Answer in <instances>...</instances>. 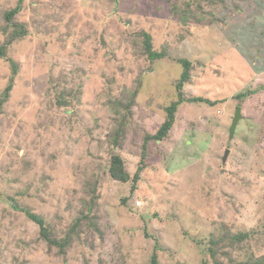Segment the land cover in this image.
<instances>
[{
    "label": "rangeland",
    "instance_id": "obj_1",
    "mask_svg": "<svg viewBox=\"0 0 264 264\" xmlns=\"http://www.w3.org/2000/svg\"><path fill=\"white\" fill-rule=\"evenodd\" d=\"M19 1L0 0V47ZM188 4L200 18L184 24L174 7ZM22 5L14 21L26 34L0 56V98L11 87L0 111V264L263 261L264 0ZM142 32L164 58H148ZM180 59L191 64L182 94ZM131 94L118 147L115 105ZM175 103L166 137L145 141ZM114 155L129 182L111 177ZM20 208L71 245L51 247Z\"/></svg>",
    "mask_w": 264,
    "mask_h": 264
},
{
    "label": "trees",
    "instance_id": "obj_2",
    "mask_svg": "<svg viewBox=\"0 0 264 264\" xmlns=\"http://www.w3.org/2000/svg\"><path fill=\"white\" fill-rule=\"evenodd\" d=\"M23 1L24 0H20L17 7H15L14 9L5 13L6 20L9 24L8 26H13L14 30L10 34V36L8 37L7 41L0 47V56H5V54H6L5 52L8 48V46L11 45L13 43V41L17 40L18 38H20L21 36H24L26 34L24 26H22V25H20L14 21V17L21 11V8L23 6L22 5ZM197 1L208 2L211 5L224 2V0H197ZM174 8L177 10L178 15H180L181 20L184 22V24H186L187 21H189L193 17L195 19L200 18L198 16H196V17L194 16V11L191 12L190 4L186 5V8L183 11L179 10V8H177L176 6ZM197 8L201 9L202 7H197ZM142 36L144 37L145 52H146V54L150 60L154 61V60H159V59H162L165 57L164 52L162 53V52H158V51L154 50L153 44H152V37L149 33L142 32ZM178 61L181 64V66L183 67V73L181 75L179 82L177 83L176 88L180 91L179 94H182L181 89L183 88L184 84L190 78L191 64L186 59H180ZM12 64H13V71H14V73H16L17 72V66L15 63H12ZM10 89H11V87L9 86V89L6 92V95H4L3 98H0V111H1L2 105L8 99V96H9L8 92ZM130 96H132L131 101H129V102L127 101V103H125V104L123 103V101H117L116 105H115L119 109V111L117 113L124 116L123 123L116 129L114 135L112 136L113 143L118 147L121 145V141L123 139H125L126 129L123 128L122 125H127V120H129V118L131 117L132 103L134 102V98H135L136 94H134V95L131 94ZM179 99H180L179 100L180 102L185 101L180 96H179ZM194 101H200L201 102V101H203V99L202 98H195ZM211 104H214V103H211ZM177 110H178V104L177 103L172 104L171 107H168L166 109V112H167L166 122H164V124L159 128V130L154 135L147 136V139H145V141L151 140V139L156 140V141H162L166 137V135L168 134L170 129L172 128V125H173V122L175 119V114H176ZM109 171H110L111 177L115 180H118V181L124 182V183H127L130 181V176L125 170L124 161L121 158V156H119V155H114L112 157V161H111ZM136 178L137 179L139 178V174H137ZM20 210L25 212L31 220H33L34 222H36L37 224L40 225L41 237L46 242H48L51 245V247H58L62 251L71 245V239L70 238H66L64 240L55 238L52 235L50 227L47 225L46 221L43 218L36 215L35 213H32L28 209L20 208ZM86 218H88V217H86ZM248 236L249 235H241L238 237L236 236L235 238L236 239H238V238L239 239H243V238L245 239V238H248ZM216 243L217 242H215V241L212 242L213 245H216ZM209 250L213 253V256H215L214 250L211 248ZM260 262L264 264V260L258 261V264ZM151 264H158V259H157L156 255L153 256Z\"/></svg>",
    "mask_w": 264,
    "mask_h": 264
},
{
    "label": "water",
    "instance_id": "obj_3",
    "mask_svg": "<svg viewBox=\"0 0 264 264\" xmlns=\"http://www.w3.org/2000/svg\"><path fill=\"white\" fill-rule=\"evenodd\" d=\"M241 121V115H240V109H237L235 115H234V118H233V121H232V124L230 126V135H231V139L234 137L235 135V132H236V129H237V126H238V123ZM229 150L226 151V154H225V157L223 159V163L226 162L227 160V155L229 154Z\"/></svg>",
    "mask_w": 264,
    "mask_h": 264
},
{
    "label": "built area",
    "instance_id": "obj_4",
    "mask_svg": "<svg viewBox=\"0 0 264 264\" xmlns=\"http://www.w3.org/2000/svg\"><path fill=\"white\" fill-rule=\"evenodd\" d=\"M138 206H140L141 205V202L140 201H137V203H136Z\"/></svg>",
    "mask_w": 264,
    "mask_h": 264
}]
</instances>
